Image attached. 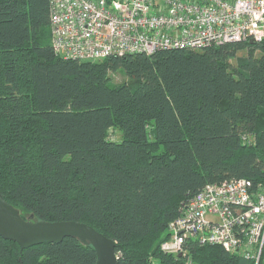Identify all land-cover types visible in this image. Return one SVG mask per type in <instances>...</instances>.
I'll use <instances>...</instances> for the list:
<instances>
[{"label":"trees","instance_id":"1","mask_svg":"<svg viewBox=\"0 0 264 264\" xmlns=\"http://www.w3.org/2000/svg\"><path fill=\"white\" fill-rule=\"evenodd\" d=\"M49 28L48 0H0L6 200L23 217L93 225L115 240L119 264H255L191 237L186 255L160 244L207 183L264 187V39L78 59L54 52ZM119 70L128 78L115 82ZM96 258L72 236L21 250L0 235V264Z\"/></svg>","mask_w":264,"mask_h":264},{"label":"built area","instance_id":"2","mask_svg":"<svg viewBox=\"0 0 264 264\" xmlns=\"http://www.w3.org/2000/svg\"><path fill=\"white\" fill-rule=\"evenodd\" d=\"M51 42L65 58L101 59L165 48L264 39V0H48ZM207 183L169 223L161 250L186 255L188 237L254 259L264 255V187ZM264 257V256H263ZM192 264L191 257H187Z\"/></svg>","mask_w":264,"mask_h":264},{"label":"water","instance_id":"3","mask_svg":"<svg viewBox=\"0 0 264 264\" xmlns=\"http://www.w3.org/2000/svg\"><path fill=\"white\" fill-rule=\"evenodd\" d=\"M0 235L16 241L20 249L42 242H57L64 237L78 238L96 251L95 264H119L115 240L93 225L77 220L45 221L33 215L23 217L0 191Z\"/></svg>","mask_w":264,"mask_h":264},{"label":"rangeland","instance_id":"4","mask_svg":"<svg viewBox=\"0 0 264 264\" xmlns=\"http://www.w3.org/2000/svg\"><path fill=\"white\" fill-rule=\"evenodd\" d=\"M50 32H51V29H50ZM127 78L128 77L121 70L113 73V80L115 82H121L123 80H126ZM110 133H111V137L113 138L119 139L121 137V132L117 128H112ZM261 264H264V259Z\"/></svg>","mask_w":264,"mask_h":264},{"label":"bare ground","instance_id":"5","mask_svg":"<svg viewBox=\"0 0 264 264\" xmlns=\"http://www.w3.org/2000/svg\"><path fill=\"white\" fill-rule=\"evenodd\" d=\"M252 40H255V39H253V38H251Z\"/></svg>","mask_w":264,"mask_h":264}]
</instances>
